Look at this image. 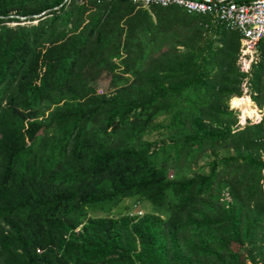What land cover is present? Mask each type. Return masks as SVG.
<instances>
[{
    "label": "trees",
    "instance_id": "1",
    "mask_svg": "<svg viewBox=\"0 0 264 264\" xmlns=\"http://www.w3.org/2000/svg\"><path fill=\"white\" fill-rule=\"evenodd\" d=\"M75 1L0 0V264H264V127L231 132L223 103L240 93L236 33L218 27L222 45L202 47L206 15ZM10 12L33 22L8 25ZM177 34L192 36L166 48ZM120 66L131 82L97 96L91 76ZM261 71L249 73L258 93ZM163 114L175 159L232 148L221 164L244 170L220 182L229 204L210 192L215 166L167 179L143 138ZM123 198L156 214L86 217ZM229 241L245 243L246 260L226 259Z\"/></svg>",
    "mask_w": 264,
    "mask_h": 264
},
{
    "label": "rangeland",
    "instance_id": "2",
    "mask_svg": "<svg viewBox=\"0 0 264 264\" xmlns=\"http://www.w3.org/2000/svg\"><path fill=\"white\" fill-rule=\"evenodd\" d=\"M82 0H76L75 3L80 4ZM89 3V2H85ZM147 6H137L141 8L148 7ZM88 8V7H87ZM8 16H15L18 17V22H6L8 25H15V24H26L33 21H27L24 20L25 17L23 16H17L14 14V12H10V15ZM7 16V17H8ZM23 17V18H20ZM202 31L200 34V38L198 39V44L202 47L204 46V43L208 40L211 43L212 47H217L219 45H222L220 36L218 35L217 31L218 29L211 28L210 33L206 31V28L202 25ZM181 29V28H180ZM228 31V30H226ZM233 32V31H232ZM235 33V32H234ZM237 35V34H236ZM190 36H192L190 34ZM187 34L185 36H179L178 34L175 37L171 36V39L167 41L166 48H170V46H175V48H178L180 50L183 49V45L181 42H189ZM230 36V35H229ZM238 39V36H237ZM230 42H234V38L231 36ZM239 45V40H238ZM238 49V46H237ZM237 54V50H236ZM113 62H117V58L112 59ZM235 61H236V55H235ZM234 61V65L236 67ZM260 62L262 65V71H261V79L259 81V86H261V93H258L257 91L253 90L250 82H249V74L246 76H241L240 81L238 83L239 88V95H230L228 98L223 99L224 105L226 107L227 111H230L233 115L234 122L230 125V131L234 132L236 130L242 129L248 125L261 123L264 127V111L262 110L264 108V44H259L257 46V52H256V62ZM122 67H118L114 69L113 72H96L91 76L90 79V85L93 87L94 92L97 96L99 95H105L109 96L114 93V91L131 82L133 76L128 73H122L120 72V69ZM237 71L241 73L238 68L236 67ZM251 69L249 70V72ZM245 82L246 88L244 91H242V83ZM243 94H247L250 100L252 101L253 105L259 110L260 116H256L255 119H258L256 122H251L250 118H246L247 121L243 125L236 126L238 123V109L231 108L228 104V100L231 96H240ZM253 96H257L258 99H253ZM246 100V99H245ZM241 103V101H240ZM233 103V107L240 108L239 104ZM242 109V108H240ZM250 111L255 114L254 109L251 110V107H249ZM46 114V112L44 113ZM243 116L253 117L248 114H245L243 112ZM243 116H241V119H243ZM169 122V115L163 114L157 116L148 126H146L144 132H143V138L151 143L150 149H154L156 151V154L154 155L156 158V162L165 165L166 168V177L167 179H175L178 177H181L182 175H193V174H199V175H207L210 172V169L212 166H215L214 170L217 173L216 178L211 185L210 192L215 193V189L220 188V192L218 196L220 197V201H223L224 203L229 204L231 202V197L229 195V188L224 185L221 187L220 182L226 181L227 184L229 183L228 178L235 177L236 175H240L243 172V167L241 161H239L237 165V172H235V169L233 168L235 166V162L231 161L228 165H222L220 162V158L231 156L234 154V151L232 148H215V149H204L201 152H193L190 157H184L181 156L179 159H175V152L172 146H175V133L173 132V129H169L168 126ZM264 152L259 149L258 154L264 160ZM255 155V154H254ZM215 161V162H214ZM216 163V164H215ZM178 165V168L175 166ZM171 175V176H169ZM260 179L259 184L261 186V189L264 190V167L260 170ZM136 198H123L121 199L116 206L111 208L109 211H103L99 209H94L93 211H89L86 215V217H118L120 215L125 216H133L135 214L139 213V216H141L145 212H150L152 214H156V211H152L151 205L146 202L145 200H135ZM137 211V212H136ZM141 214V215H140ZM224 256L227 260H234V259H247L246 258V251H245V243L244 244H236L233 242H228V246L226 251L224 252Z\"/></svg>",
    "mask_w": 264,
    "mask_h": 264
},
{
    "label": "built area",
    "instance_id": "3",
    "mask_svg": "<svg viewBox=\"0 0 264 264\" xmlns=\"http://www.w3.org/2000/svg\"><path fill=\"white\" fill-rule=\"evenodd\" d=\"M137 6H177L191 15H206L204 28L212 26L237 34L239 45L236 67L243 74H249L256 62L257 46L264 44V0H128ZM246 88L242 83V91ZM235 109V108H234ZM238 119V118H237ZM241 125V124H240ZM243 125V124H242ZM171 176V175H169ZM137 212V211H136ZM135 214L136 216H139ZM141 215V214H140Z\"/></svg>",
    "mask_w": 264,
    "mask_h": 264
},
{
    "label": "bare ground",
    "instance_id": "4",
    "mask_svg": "<svg viewBox=\"0 0 264 264\" xmlns=\"http://www.w3.org/2000/svg\"><path fill=\"white\" fill-rule=\"evenodd\" d=\"M240 101H241V103H240ZM233 103H235L237 105H238V103H240L239 106L242 109L238 108L237 106L236 107H233L232 106ZM228 104H229V106L231 108L238 109V111H239V114H238V123H237L236 126H239L240 124L242 125V124L246 123V121H247L246 118H250L251 119V122H253V123L256 122V121H258L259 118L258 119H255V118H256V116H258V117L260 116L259 110L253 105L252 101L250 100V98L248 97L247 94H243V95H240V96H234V97H232L229 100ZM249 107H251V110L254 109L255 112H257V114H255L253 110H252L253 112H251L250 109H249ZM262 110L264 111V108ZM243 112L245 114H248V115L253 116V117L243 116ZM241 116H243V119H241Z\"/></svg>",
    "mask_w": 264,
    "mask_h": 264
},
{
    "label": "crops",
    "instance_id": "5",
    "mask_svg": "<svg viewBox=\"0 0 264 264\" xmlns=\"http://www.w3.org/2000/svg\"><path fill=\"white\" fill-rule=\"evenodd\" d=\"M204 24V23H203ZM211 28H213L212 26H208L207 28H206V31L208 32V33H210V29ZM214 29H218V27H215Z\"/></svg>",
    "mask_w": 264,
    "mask_h": 264
},
{
    "label": "water",
    "instance_id": "6",
    "mask_svg": "<svg viewBox=\"0 0 264 264\" xmlns=\"http://www.w3.org/2000/svg\"><path fill=\"white\" fill-rule=\"evenodd\" d=\"M31 16H33V15H28V16H26V17L29 18V17H31ZM20 18H23V17H20Z\"/></svg>",
    "mask_w": 264,
    "mask_h": 264
}]
</instances>
